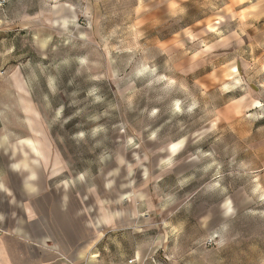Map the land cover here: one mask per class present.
I'll use <instances>...</instances> for the list:
<instances>
[{"label":"rangeland","instance_id":"1","mask_svg":"<svg viewBox=\"0 0 264 264\" xmlns=\"http://www.w3.org/2000/svg\"><path fill=\"white\" fill-rule=\"evenodd\" d=\"M24 138L92 221L126 210L74 264H264V0H0V147Z\"/></svg>","mask_w":264,"mask_h":264},{"label":"crops","instance_id":"2","mask_svg":"<svg viewBox=\"0 0 264 264\" xmlns=\"http://www.w3.org/2000/svg\"><path fill=\"white\" fill-rule=\"evenodd\" d=\"M24 140L5 141V147H0L6 167L0 190L7 196L5 207L0 208V264H74L90 252L88 244L95 235L99 236L97 245L111 237L116 216L125 217L126 210L97 208L96 221H92L75 183L59 180V173L49 166L39 167L42 148L32 138ZM20 144L24 148L21 158ZM132 196L133 190L122 191L119 201H131ZM129 212L136 215L134 209ZM46 235L53 239V249ZM94 254L99 257V249ZM123 255L115 263L121 264L126 259Z\"/></svg>","mask_w":264,"mask_h":264},{"label":"built area","instance_id":"3","mask_svg":"<svg viewBox=\"0 0 264 264\" xmlns=\"http://www.w3.org/2000/svg\"><path fill=\"white\" fill-rule=\"evenodd\" d=\"M121 264H144V261L137 258L135 255L127 257Z\"/></svg>","mask_w":264,"mask_h":264},{"label":"bare ground","instance_id":"4","mask_svg":"<svg viewBox=\"0 0 264 264\" xmlns=\"http://www.w3.org/2000/svg\"><path fill=\"white\" fill-rule=\"evenodd\" d=\"M122 199V198H121Z\"/></svg>","mask_w":264,"mask_h":264}]
</instances>
